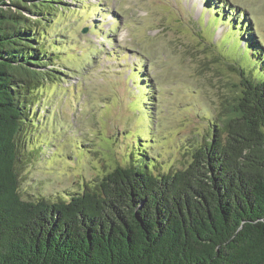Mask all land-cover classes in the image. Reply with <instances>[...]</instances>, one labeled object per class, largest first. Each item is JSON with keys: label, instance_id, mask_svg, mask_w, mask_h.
Here are the masks:
<instances>
[{"label": "trees", "instance_id": "1", "mask_svg": "<svg viewBox=\"0 0 264 264\" xmlns=\"http://www.w3.org/2000/svg\"><path fill=\"white\" fill-rule=\"evenodd\" d=\"M56 8L0 0V264H264V56L251 33L238 53L256 73L213 48L198 61L205 73L224 63L237 81L183 169L154 174L139 158L68 199L21 196L33 96L60 80L43 28Z\"/></svg>", "mask_w": 264, "mask_h": 264}, {"label": "rangeland", "instance_id": "2", "mask_svg": "<svg viewBox=\"0 0 264 264\" xmlns=\"http://www.w3.org/2000/svg\"><path fill=\"white\" fill-rule=\"evenodd\" d=\"M52 1L43 28L60 80L33 96L24 199H68L139 158L154 174L183 169L237 81L224 63L205 73L198 61L213 48L256 73L238 53L250 33L264 56V0Z\"/></svg>", "mask_w": 264, "mask_h": 264}]
</instances>
